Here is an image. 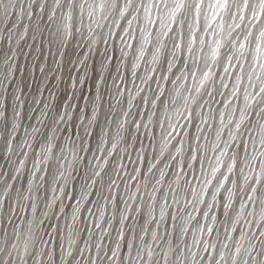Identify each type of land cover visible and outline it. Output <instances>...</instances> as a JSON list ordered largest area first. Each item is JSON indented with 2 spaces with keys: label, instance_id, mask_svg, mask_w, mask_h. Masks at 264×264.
I'll use <instances>...</instances> for the list:
<instances>
[{
  "label": "snow or ice",
  "instance_id": "6c2138e0",
  "mask_svg": "<svg viewBox=\"0 0 264 264\" xmlns=\"http://www.w3.org/2000/svg\"><path fill=\"white\" fill-rule=\"evenodd\" d=\"M0 264H264V0H0Z\"/></svg>",
  "mask_w": 264,
  "mask_h": 264
},
{
  "label": "rangeland",
  "instance_id": "374dc122",
  "mask_svg": "<svg viewBox=\"0 0 264 264\" xmlns=\"http://www.w3.org/2000/svg\"><path fill=\"white\" fill-rule=\"evenodd\" d=\"M0 219H2V218H0ZM2 234H3V228L0 227V235H2Z\"/></svg>",
  "mask_w": 264,
  "mask_h": 264
}]
</instances>
